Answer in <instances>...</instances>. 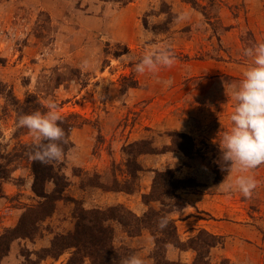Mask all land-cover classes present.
<instances>
[{
  "label": "rangeland",
  "instance_id": "rangeland-1",
  "mask_svg": "<svg viewBox=\"0 0 264 264\" xmlns=\"http://www.w3.org/2000/svg\"><path fill=\"white\" fill-rule=\"evenodd\" d=\"M257 41H264V0H0V83L26 112L46 111L51 100L74 124V145L60 160L68 183L63 198L40 233L13 241L0 264H64L69 251L41 261L37 253L55 233L74 228L75 201L86 208L123 204L141 215L148 208L142 194L150 191L155 170L166 167L199 183L180 190L185 207L171 215L183 240L205 228L224 240L212 248L210 264H264V164L250 170L258 183L245 198L225 191L239 174L235 167L215 180L211 147L231 127V93L248 64L243 49ZM166 43L174 65L137 74L134 62L145 47ZM15 108L0 94V234L40 200L32 189L33 136L18 126ZM170 131L191 135L198 153L133 157L124 150L138 140L163 150ZM131 159L134 175L127 168ZM115 180L132 192L107 190ZM111 223L118 248L157 264L149 230L132 236ZM194 256L191 249L167 250L175 264H191Z\"/></svg>",
  "mask_w": 264,
  "mask_h": 264
},
{
  "label": "trees",
  "instance_id": "trees-1",
  "mask_svg": "<svg viewBox=\"0 0 264 264\" xmlns=\"http://www.w3.org/2000/svg\"><path fill=\"white\" fill-rule=\"evenodd\" d=\"M115 54L118 55L119 52ZM0 94L14 104L18 116L28 113L25 107L19 104L13 90L11 88L7 90L3 83H0ZM61 127L65 131L67 140L66 143H62L65 153L74 145L70 139V131L74 124L71 125L62 118ZM168 136L170 144L160 151L149 140L132 142L124 146V150L133 157L138 154L168 151H181L189 156L198 153L196 142L188 133L170 131ZM211 147L216 160L215 180L221 181L232 166L223 160L219 146ZM32 151H34L33 144L30 146V152ZM129 161L128 172L134 175L136 163L132 159ZM61 166L63 164L60 160L45 164L32 159L31 167L34 174L32 189L40 200L35 205L25 207L17 225L7 228L0 234V263L2 258L8 255L13 241L19 238H34L40 233L42 223L54 214L57 201L63 198V192L68 184L65 175L60 172ZM117 181H114L116 185L107 190L132 192L133 188L130 185H120ZM49 183L53 185L51 189H49ZM151 184L150 191L142 194V200L148 208L141 215L123 204L86 208L82 203L79 205L73 200L76 203L74 228L55 233L50 246L42 248L37 253L39 261L48 256L57 258L69 251L70 255L64 264H122L123 259L128 258L129 255L125 254V248H118L114 243L115 229L111 222L118 221L132 236L141 234L143 229L149 230L155 239L153 257L157 264H175L167 258L170 245L181 250H193L195 256L191 264H210L211 250L218 245H223V237L201 228L195 235L183 240L175 221L171 218L172 213L182 210L186 204L180 190L197 186L199 184L197 180L194 177H176L174 169L166 167L155 170ZM99 186L103 187V185ZM151 202H159L160 207L151 206ZM163 216L169 218V223L166 228L161 229L158 222Z\"/></svg>",
  "mask_w": 264,
  "mask_h": 264
},
{
  "label": "clouds",
  "instance_id": "clouds-1",
  "mask_svg": "<svg viewBox=\"0 0 264 264\" xmlns=\"http://www.w3.org/2000/svg\"><path fill=\"white\" fill-rule=\"evenodd\" d=\"M184 18V14L180 19ZM141 40L146 37L142 34ZM248 64L243 75L231 93L235 101L230 114L231 127L225 130L218 143L222 158L238 169L239 174L228 184L225 191H239L250 198L257 187V180L250 170L264 164V41H257L243 49ZM176 60L170 44L145 47L139 59L134 62L137 74H156L161 69L170 68ZM87 64V61H85ZM165 86L171 79L163 81ZM46 111L36 110L19 116L18 126L29 130L33 136L34 151L30 157L41 163L59 161L63 158L62 143H66L65 131L61 127L62 115L55 101L45 104ZM169 218L159 219L161 229L167 227ZM122 264H146L139 254H133Z\"/></svg>",
  "mask_w": 264,
  "mask_h": 264
}]
</instances>
